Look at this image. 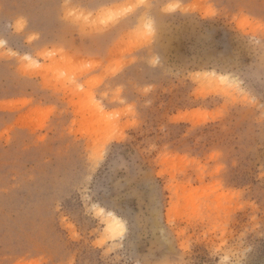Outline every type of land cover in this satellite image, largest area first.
<instances>
[{
	"label": "rangeland",
	"instance_id": "374dc122",
	"mask_svg": "<svg viewBox=\"0 0 264 264\" xmlns=\"http://www.w3.org/2000/svg\"><path fill=\"white\" fill-rule=\"evenodd\" d=\"M0 264H264V0H0Z\"/></svg>",
	"mask_w": 264,
	"mask_h": 264
},
{
	"label": "bare ground",
	"instance_id": "6f19581e",
	"mask_svg": "<svg viewBox=\"0 0 264 264\" xmlns=\"http://www.w3.org/2000/svg\"><path fill=\"white\" fill-rule=\"evenodd\" d=\"M217 75L222 79L227 77L225 73H218ZM107 215L108 217L105 220L106 230L110 232V235H114L117 227L121 224L119 216L114 215L112 212H108Z\"/></svg>",
	"mask_w": 264,
	"mask_h": 264
}]
</instances>
